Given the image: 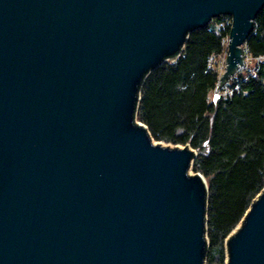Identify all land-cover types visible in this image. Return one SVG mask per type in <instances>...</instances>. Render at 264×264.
Returning a JSON list of instances; mask_svg holds the SVG:
<instances>
[{"label": "water", "instance_id": "95a60500", "mask_svg": "<svg viewBox=\"0 0 264 264\" xmlns=\"http://www.w3.org/2000/svg\"><path fill=\"white\" fill-rule=\"evenodd\" d=\"M264 0H0V264H205L195 152L135 118L143 80L231 19L214 100ZM264 264V190L226 242Z\"/></svg>", "mask_w": 264, "mask_h": 264}, {"label": "trees", "instance_id": "16d2710c", "mask_svg": "<svg viewBox=\"0 0 264 264\" xmlns=\"http://www.w3.org/2000/svg\"><path fill=\"white\" fill-rule=\"evenodd\" d=\"M230 29L221 16L191 32L179 58L143 80L135 116L154 140L195 152L192 171L208 187L205 264H223L227 238L264 190V9L245 44L260 61L214 100L220 76L210 59L223 56Z\"/></svg>", "mask_w": 264, "mask_h": 264}, {"label": "rangeland", "instance_id": "374dc122", "mask_svg": "<svg viewBox=\"0 0 264 264\" xmlns=\"http://www.w3.org/2000/svg\"><path fill=\"white\" fill-rule=\"evenodd\" d=\"M229 18V17H228ZM225 53L223 54V56H221L218 60H215L213 62V64H215L217 62V65H216V68L219 72V76H221L224 72V69H225V66H226V57H227V42H225ZM255 61L251 58V57H248L246 55V58H245V66L244 68L236 75V77L239 75V74H245L247 71L249 70H252L255 66ZM234 77V78H236ZM220 78V77H219ZM229 85V83H228ZM227 89V88H226ZM151 141L153 144L155 145H160L162 147H168L170 149H173V148H182L183 146H174V145H171V144H167V143H164V142H158L156 140H154L153 138H151ZM190 173L192 175H194L192 169L190 170ZM239 226V225H238ZM215 264H218V258L216 259V263ZM223 264H227V254L225 253V259H224V262Z\"/></svg>", "mask_w": 264, "mask_h": 264}, {"label": "built area", "instance_id": "2783aa9c", "mask_svg": "<svg viewBox=\"0 0 264 264\" xmlns=\"http://www.w3.org/2000/svg\"><path fill=\"white\" fill-rule=\"evenodd\" d=\"M229 40V39H228ZM227 44H228V41H227ZM245 58H246V53H245V57H244V60H245ZM215 60L213 59V58H211L210 59V62L213 64V62H214ZM260 61V59H257L255 62H259ZM244 68V67H243ZM243 68H240L239 70H238V72L230 79V80H232L234 77H236V75L243 69ZM229 80V81H230ZM229 81H228V83H229ZM228 83H227V85L218 93V96H226L228 93H229V89H228ZM227 88V89H226Z\"/></svg>", "mask_w": 264, "mask_h": 264}]
</instances>
